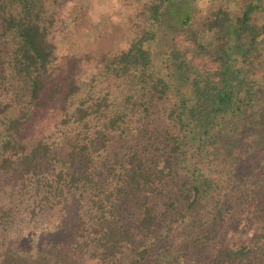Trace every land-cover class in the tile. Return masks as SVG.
Segmentation results:
<instances>
[{"label":"trees","instance_id":"1","mask_svg":"<svg viewBox=\"0 0 264 264\" xmlns=\"http://www.w3.org/2000/svg\"><path fill=\"white\" fill-rule=\"evenodd\" d=\"M66 1L0 0V264H264V0H190L159 72L170 0L88 59Z\"/></svg>","mask_w":264,"mask_h":264},{"label":"rangeland","instance_id":"2","mask_svg":"<svg viewBox=\"0 0 264 264\" xmlns=\"http://www.w3.org/2000/svg\"><path fill=\"white\" fill-rule=\"evenodd\" d=\"M189 1L170 0L164 7L157 38L150 45L155 70L158 72L163 70V59L173 40L176 43L181 42V37L176 32V28ZM195 2L199 3L201 7H209L210 5L207 0ZM74 3L84 6H81L77 15L70 13V5ZM131 9L132 4L129 0H67L60 8L63 31L59 35V58L69 51L83 56L84 59L95 58L109 49L121 46L123 31ZM226 31L233 37L230 28ZM25 202L26 200L19 203L20 207ZM3 203L4 198L0 197V205ZM45 215L42 213L36 215L25 213L23 225L27 229L29 227L34 230L47 229L48 226L51 227L54 218L51 215ZM15 227V223L9 224L6 232L10 234ZM35 242L39 245L38 241ZM14 245L18 244L14 241Z\"/></svg>","mask_w":264,"mask_h":264}]
</instances>
